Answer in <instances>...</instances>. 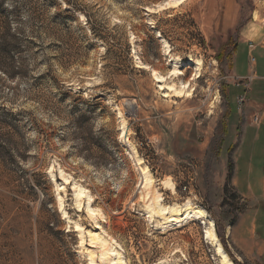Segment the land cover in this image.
<instances>
[{"label":"rangeland","instance_id":"obj_1","mask_svg":"<svg viewBox=\"0 0 264 264\" xmlns=\"http://www.w3.org/2000/svg\"><path fill=\"white\" fill-rule=\"evenodd\" d=\"M263 34L264 0H0V264H264L228 124L235 46ZM173 69L189 97L152 80Z\"/></svg>","mask_w":264,"mask_h":264},{"label":"crops","instance_id":"obj_2","mask_svg":"<svg viewBox=\"0 0 264 264\" xmlns=\"http://www.w3.org/2000/svg\"><path fill=\"white\" fill-rule=\"evenodd\" d=\"M256 53L259 58H264V36L260 43L255 44L246 38L240 39L235 46L232 73L240 79L241 84L232 91L234 106L231 107L235 109L233 111L231 108L232 119L228 122L230 140L238 132L232 183L241 201L253 208L246 211L247 216H256L259 209L264 208V174L255 169L264 165V75H259L256 70ZM238 99L245 104L239 106ZM259 110H262L261 120L255 126L251 123V117Z\"/></svg>","mask_w":264,"mask_h":264},{"label":"bare ground","instance_id":"obj_3","mask_svg":"<svg viewBox=\"0 0 264 264\" xmlns=\"http://www.w3.org/2000/svg\"><path fill=\"white\" fill-rule=\"evenodd\" d=\"M173 61H174V59H171V58L168 59V63H172ZM198 68H199V63H198ZM182 74L183 73L180 71V69H173L172 71L169 72L168 76L166 78H164V77L159 76L158 73H156V71L151 72L152 80L159 84V87H160L159 89L162 90V92H164L167 88V91H170L171 93L173 92L175 95H178V97H183V96L189 97L191 90L187 88V85H182V87L179 89V91L178 90L175 91L173 86L163 85V82L165 81V79L172 78V77L178 78V77L182 76ZM140 173L145 178L149 174L148 169L146 167H142L140 169ZM51 179H52L51 181L56 180V176L51 175ZM147 181L148 180H146L145 183ZM66 183H68V182L66 181ZM146 186H147V184H145V187ZM58 202H59V206H61L62 203L60 202V200ZM61 213L63 214L62 218L65 219L66 214L63 211ZM148 213L152 215L153 211L151 210ZM156 217L161 219L162 221H164V223L166 224V223L182 222V218L184 220L191 218V217H195V218H199V219H205L206 214L201 209H193V208H187L186 211L183 214H181L180 209L178 207H174V209H172L168 212H165L163 210H159L156 213ZM98 219H99V221H102L103 216L100 215V217H98ZM76 231H79L78 227L76 228ZM205 236H206V239H208L212 242H216V237L214 235L212 226L210 227L209 230L205 231ZM108 254H109L108 251L104 252L103 253L104 258L107 257ZM216 254L220 255L221 260H222L221 264H231V261L228 259V257L225 255V253L222 251L221 247L216 246Z\"/></svg>","mask_w":264,"mask_h":264},{"label":"built area","instance_id":"obj_4","mask_svg":"<svg viewBox=\"0 0 264 264\" xmlns=\"http://www.w3.org/2000/svg\"><path fill=\"white\" fill-rule=\"evenodd\" d=\"M240 102H242V103H243V100H242V99H240ZM259 121H260V119H259L258 117H255V118H254V120H253L254 124H256V125H258V124H259Z\"/></svg>","mask_w":264,"mask_h":264}]
</instances>
